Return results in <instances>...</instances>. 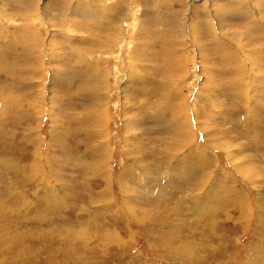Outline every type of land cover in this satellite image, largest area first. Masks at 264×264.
I'll use <instances>...</instances> for the list:
<instances>
[{
	"label": "rangeland",
	"instance_id": "obj_1",
	"mask_svg": "<svg viewBox=\"0 0 264 264\" xmlns=\"http://www.w3.org/2000/svg\"><path fill=\"white\" fill-rule=\"evenodd\" d=\"M0 264H264V0H0Z\"/></svg>",
	"mask_w": 264,
	"mask_h": 264
},
{
	"label": "bare ground",
	"instance_id": "obj_2",
	"mask_svg": "<svg viewBox=\"0 0 264 264\" xmlns=\"http://www.w3.org/2000/svg\"><path fill=\"white\" fill-rule=\"evenodd\" d=\"M86 64V63H85ZM87 67V69L85 70L86 72H88V66L86 65L84 68H86ZM77 77H78V75H77ZM88 78L90 79V75H88ZM88 78H86L85 79V82H86V80H89ZM88 84V83H87ZM88 86V85H87ZM165 97V96H164ZM163 97V98H164ZM84 100H83V102H87V103H89V102H91V94H90V90L87 92V95L85 94V97L83 98ZM169 99V98H168ZM164 100V99H163ZM167 102V101H166ZM99 105V104H98ZM88 106V105H87ZM87 106H86V108H87ZM167 106H169V105H167ZM182 107H185V106H182ZM181 107V109H183ZM180 109V110H181ZM87 115H90V109L88 110V112H87ZM86 116V115H85ZM108 118V117H107ZM106 119V116H105V113L104 112H102V108L101 109H99V111H97V113L94 115V118H93V121L95 120L96 122H98L99 124H97L98 126H102V124H104V122L106 121L105 120ZM92 120V119H91ZM87 121V120H86ZM89 122H90V118H89ZM160 122H161V124H166V125H169L170 127H173L174 125H176L177 127H179V131L181 132V137H180V141H179V144H184L185 145V142L186 141H184V137L186 136V134H184V131H182V126H181V122H180V119H179V121H178V119H177V116H175V115H171V116H168V115H166V116H164V115H162L161 116V118H160ZM186 123V122H185ZM98 126H96V127H98ZM95 127V126H94ZM89 128V127H88ZM190 128V127H189ZM101 131V130H100ZM170 131V130H169ZM96 133H98V130H96ZM96 133H94V134H96ZM101 133L103 134L104 133V131L102 130L101 131ZM171 133V132H170ZM87 134V133H86ZM88 136H90V130H89V132H88V134H87ZM98 136V135H97ZM94 137V136H93ZM178 142V141H177ZM104 146H102L101 148H102V151L100 152V153H103V155H104V152H103V148ZM170 148H172V147H170ZM174 148V147H173ZM181 148H182V146H181ZM180 149V148H179ZM99 150V149H98ZM170 150V149H169ZM162 151V150H161ZM96 153H98V152H96ZM95 154V153H94ZM150 154L151 153H149V154H147V156H150ZM106 155H104V157H105ZM174 157V156H173ZM162 162H164V164L165 163H167L168 164V162H170V160H172L171 158V156H170V151H163L162 152ZM160 158V159H161ZM180 158H182L183 159V161H184V157L182 156V157H180ZM174 159V158H173ZM178 160V159H177ZM140 161V160H139ZM161 161V160H160ZM177 162V161H176ZM185 162H187V161H185ZM103 163V162H102ZM182 163V162H181ZM160 164V163H159ZM158 164V165H159ZM183 164V163H182ZM181 164V166H183ZM163 165V164H162ZM166 165V164H165ZM165 165H164V167H165ZM185 165V164H184ZM187 165V164H186ZM93 166H96V165H93ZM99 165H98V163H97V167H98ZM180 166V165H179ZM244 166V165H243ZM170 167V166H169ZM171 168V167H170ZM100 169H102V166H100ZM165 169V168H164ZM175 169V168H174ZM173 169V170H174ZM185 169V168H184ZM162 170V169H161ZM166 170V172H169L170 173V169L169 168H166L165 169ZM95 172H98V170L97 171H95ZM174 172V171H173ZM167 174V173H166ZM170 176V175H169ZM169 176H164V177H169ZM101 179V178H100ZM160 179H161V177H160ZM164 179V178H163ZM169 179V178H168ZM125 201V200H124Z\"/></svg>",
	"mask_w": 264,
	"mask_h": 264
}]
</instances>
